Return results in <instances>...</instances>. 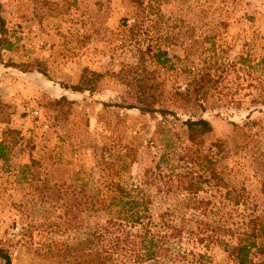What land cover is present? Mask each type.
I'll use <instances>...</instances> for the list:
<instances>
[{
	"label": "rangeland",
	"instance_id": "obj_1",
	"mask_svg": "<svg viewBox=\"0 0 264 264\" xmlns=\"http://www.w3.org/2000/svg\"><path fill=\"white\" fill-rule=\"evenodd\" d=\"M0 3L1 60L33 69L0 63L10 264H264V0Z\"/></svg>",
	"mask_w": 264,
	"mask_h": 264
},
{
	"label": "trees",
	"instance_id": "obj_2",
	"mask_svg": "<svg viewBox=\"0 0 264 264\" xmlns=\"http://www.w3.org/2000/svg\"><path fill=\"white\" fill-rule=\"evenodd\" d=\"M1 9H2V4L0 3V63H3L5 67H12V68L18 69L21 72H31L33 69L29 65L15 64L13 62L5 63V62H2L1 60V52L3 50H8L10 47L9 39L6 36L7 30L5 27V20L1 16ZM102 77H103V74L90 71L87 68H84L80 74L78 83L74 86H64V88L70 89L73 92L82 93V92L88 91V92L93 93L96 90L97 84L100 82ZM200 81L204 82L205 85H208L211 82V79L209 78V76H207L205 78H201ZM141 93L142 94H139V96L136 97L137 105L136 106L132 105L130 106V108H137L140 112H144L148 114H153L156 112H160L162 114L168 113L166 110H155L154 97L150 96V101H147L148 96L145 95V91H143V89ZM141 96L144 97L145 100H143ZM202 98L203 97H201L200 99ZM65 100H66L65 98H61L60 100H57L55 103L57 104L60 102H64ZM185 126L188 130V140L194 146H200L202 144V137L211 130L210 123L205 119L187 120L185 122ZM5 135L6 136L13 135L14 143H16V140L19 139L20 133L15 130L7 129ZM5 145H6L5 142H0V158L5 157L4 155V150L6 147ZM245 252H246V246L245 247L240 246L237 249L236 255H237V258L240 260L241 264H246ZM0 258L3 259L6 264H10V259L8 255L1 249H0Z\"/></svg>",
	"mask_w": 264,
	"mask_h": 264
},
{
	"label": "crops",
	"instance_id": "obj_3",
	"mask_svg": "<svg viewBox=\"0 0 264 264\" xmlns=\"http://www.w3.org/2000/svg\"><path fill=\"white\" fill-rule=\"evenodd\" d=\"M3 2V1H2ZM5 2H3V4H4ZM2 4V3H1ZM3 9H4V5H3ZM6 12V11H5ZM6 19V18H5ZM20 19V21H23V20H25L24 18H22V16H19L18 17V20Z\"/></svg>",
	"mask_w": 264,
	"mask_h": 264
}]
</instances>
